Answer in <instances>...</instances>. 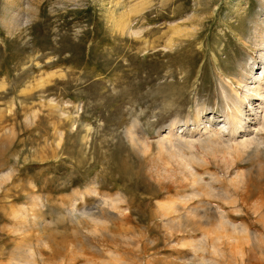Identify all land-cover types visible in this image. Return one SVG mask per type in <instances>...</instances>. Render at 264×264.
I'll return each instance as SVG.
<instances>
[{
    "label": "rangeland",
    "instance_id": "obj_1",
    "mask_svg": "<svg viewBox=\"0 0 264 264\" xmlns=\"http://www.w3.org/2000/svg\"><path fill=\"white\" fill-rule=\"evenodd\" d=\"M0 264H264V0H0Z\"/></svg>",
    "mask_w": 264,
    "mask_h": 264
},
{
    "label": "bare ground",
    "instance_id": "obj_2",
    "mask_svg": "<svg viewBox=\"0 0 264 264\" xmlns=\"http://www.w3.org/2000/svg\"><path fill=\"white\" fill-rule=\"evenodd\" d=\"M261 45H262V44H261ZM50 76H52V75H50ZM62 82H63V81H62ZM245 97H246V96H245ZM230 109H231V108H230ZM236 110H237V109H236ZM239 110H240V109H239ZM231 111H232V110H231ZM236 113H237V112H236ZM232 114H233V118L236 117V116H235V112H233ZM66 116H67V115H66ZM229 116H231V114H230ZM67 118H68V117H67ZM235 119H236V118H235ZM69 121H70V120H69ZM128 133H129L128 135H130V133H132V132L130 131V129L128 130ZM63 136H64V135H63ZM129 137H131V136H129ZM139 137H140V136H139ZM136 140H137V139H136ZM132 141H133V140H132ZM61 143H62V142H61ZM175 208H176V207H175ZM176 209H177V208H176ZM89 210H90V209H89ZM165 210H166V209H165ZM204 211H205V210H204ZM189 215H190V214H189ZM208 215H209V214H208ZM181 217H183V216L181 215ZM98 219H99V218H98ZM183 219H185V220L187 221V217L184 216Z\"/></svg>",
    "mask_w": 264,
    "mask_h": 264
}]
</instances>
